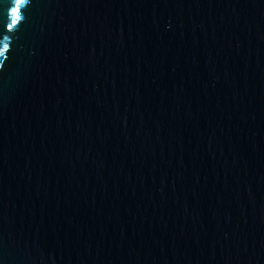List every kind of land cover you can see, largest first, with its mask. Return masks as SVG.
Listing matches in <instances>:
<instances>
[{"label":"water","instance_id":"water-1","mask_svg":"<svg viewBox=\"0 0 264 264\" xmlns=\"http://www.w3.org/2000/svg\"><path fill=\"white\" fill-rule=\"evenodd\" d=\"M0 0V264H264V0Z\"/></svg>","mask_w":264,"mask_h":264},{"label":"snow or ice","instance_id":"snow-or-ice-1","mask_svg":"<svg viewBox=\"0 0 264 264\" xmlns=\"http://www.w3.org/2000/svg\"><path fill=\"white\" fill-rule=\"evenodd\" d=\"M25 3V0H17V4L16 6L13 8L14 9V12H12V19H11V23H15L16 21H18L19 19H21V16H20V6ZM2 55V54H0Z\"/></svg>","mask_w":264,"mask_h":264},{"label":"clouds","instance_id":"clouds-1","mask_svg":"<svg viewBox=\"0 0 264 264\" xmlns=\"http://www.w3.org/2000/svg\"><path fill=\"white\" fill-rule=\"evenodd\" d=\"M25 3H27V0H25ZM0 54H2V55L4 54L2 50H0ZM2 55H0V56H2Z\"/></svg>","mask_w":264,"mask_h":264}]
</instances>
